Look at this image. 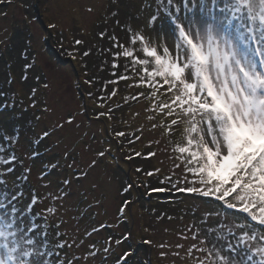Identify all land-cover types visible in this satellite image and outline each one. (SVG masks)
I'll return each mask as SVG.
<instances>
[{"label":"snow or ice","instance_id":"snow-or-ice-1","mask_svg":"<svg viewBox=\"0 0 264 264\" xmlns=\"http://www.w3.org/2000/svg\"><path fill=\"white\" fill-rule=\"evenodd\" d=\"M157 4L148 27L155 29L159 23V43L146 35L143 28L134 30L130 25L127 26V45L121 44L115 35L110 39L113 48L119 49L113 52L112 67H118L115 60L119 57L127 58L129 63L125 64V71L131 70L138 77L135 85L129 86L150 89L146 99L152 103L147 111L174 117L166 126L161 121L152 124V128L163 127L162 136H169L173 126L184 125L182 140L172 149L176 156L170 157L178 163L173 164L171 174L164 176L160 183H169V190L179 193L213 198L223 208L245 214L243 218L234 217L229 222L226 212L205 211L198 221L188 226L191 237L181 234L182 239L197 241L189 246L186 256L192 259V264H264V0H157ZM48 27L54 28L55 25L49 24ZM99 35L104 37L105 33ZM27 43L30 48L31 40ZM82 43L75 40L76 45ZM137 43L140 45L138 49L135 47ZM137 52L143 53V58ZM22 55L25 63L21 79L26 80L28 70L36 66V56L32 55L29 61L28 49ZM83 55L88 56L89 52L85 51ZM36 79L39 81L41 77L37 75ZM127 79L130 77L120 75L113 83ZM7 82L12 83L10 74ZM43 87H49L46 78ZM115 92L114 89L111 95ZM36 93L37 88H32L29 95L31 107L37 105ZM141 96L144 93L131 99L137 100ZM164 96L168 99H162ZM128 99L125 97L126 102ZM14 104L15 94L12 104L0 105V108ZM42 110L52 111L47 105ZM111 111L109 109V113ZM74 119L75 116H70L66 122L72 123ZM148 119L153 120L155 116ZM62 126L56 124V127ZM49 135L50 131L42 132L32 144L38 145ZM115 135L124 137L126 134L116 132ZM19 139L18 126L11 135L0 130V264H76L77 260L94 257L98 249L71 259L66 254L61 255L72 244L62 239L66 233L58 230L62 221L53 225L49 218L58 211L56 202L69 193L57 190L40 196L32 189L30 197L25 195L24 185L32 169L25 167L16 153ZM39 155L33 148L29 158ZM68 155L64 153L65 157ZM97 155L103 158L106 151H99ZM140 155V152L135 153V156ZM154 155L155 152L147 153L148 157ZM127 159L131 160L132 156ZM18 164L23 169L19 174ZM96 164L97 160L93 159L88 167ZM59 167V161L47 164L38 179L45 180L50 169ZM181 167L182 174L173 179L175 169ZM141 171L136 169L138 173ZM159 172L160 169H154L146 175L151 177ZM77 174V178L88 175L80 169ZM13 175L15 180L9 186L6 177ZM59 183L68 187L72 179L64 178ZM51 186L50 180L42 185L44 188ZM134 187H137L136 182H127L122 191L130 193ZM163 191L164 188H149L148 194ZM45 199L50 205L34 211ZM132 202L128 199L122 201L118 210L120 216ZM196 211L192 209L194 215ZM105 226L101 224L92 232ZM51 228L56 230L50 231ZM127 239L125 235L114 242L120 245ZM112 240L109 236L108 246L103 249L105 253L109 252ZM95 247L89 245L90 249ZM159 247L169 246L162 243ZM182 247L176 245V248ZM193 253L200 255L193 256ZM131 255V252H124L117 257L116 264H127ZM166 255V252L160 253L162 258Z\"/></svg>","mask_w":264,"mask_h":264},{"label":"rangeland","instance_id":"rangeland-1","mask_svg":"<svg viewBox=\"0 0 264 264\" xmlns=\"http://www.w3.org/2000/svg\"><path fill=\"white\" fill-rule=\"evenodd\" d=\"M157 7V0H0V42H2L0 43V93H4L0 95V105L12 104L13 94H15L12 112L5 110L4 107L0 108V130L11 135L14 129L19 127L20 139L16 145V153L24 162V166L32 169L35 187L41 194L38 195L43 196L57 190L69 193L63 200L56 202L58 211L50 218H57L58 213L63 216L64 219L61 218L63 228L72 234L71 258L85 256L86 252L82 248L86 249L92 244L99 250L94 257L77 260L76 264L103 262V253L100 251L108 246L106 243L108 237L103 239L106 235H112L113 238L109 252L116 246L114 241L125 235L131 237L130 242L135 244V238H139L142 234L138 232L141 218L147 220L148 225L156 232L153 240L158 238L160 244L169 246L162 248L161 251L166 252L167 255L163 258L160 256L163 259L160 264H192V259L188 258L186 253L189 246L197 241L190 238L182 239L181 234L191 237V232L187 231L188 226L198 221L205 211L226 212V208H223L219 202L216 207L219 210H217L203 201L173 194L175 190H169L171 188H166V192L160 195L148 194L149 188H157L161 178L171 174L173 164L178 161L170 159L175 156L163 141L165 137L162 133L165 129L152 128V124L156 123L157 119H148L153 115L147 111L149 105L144 88L130 87L129 85H135L134 80H130L127 84L121 81L113 83L117 81V76L113 75L115 71L112 69L103 73L98 70L95 74L92 73L94 76L92 87L82 81L81 75H84L86 66L83 63L85 60L83 46L100 44L105 40L100 41V33L97 34V32L106 31L108 34H114L120 42L127 45L129 43L127 26L130 25L134 30L143 28L146 35L159 43L157 36L160 30L159 23L155 29L148 27V21L155 14ZM89 8L92 10L88 11ZM46 22L60 25L64 31L63 35L53 36ZM77 39L83 42L81 46L75 44ZM29 40L32 42L30 48L27 43ZM136 46L140 47L139 43ZM25 49H28L29 61L32 55L36 56V66L28 70V78L22 80L25 63V56L22 53ZM68 53L73 55L70 56ZM9 74L12 78L10 84L7 82ZM37 75L41 77L39 81L36 79ZM45 78L49 83L47 89L43 87ZM32 88H37L36 107H31L29 99ZM114 89L115 95H111ZM138 93H144V96L137 100L131 99ZM125 97L129 98L127 102ZM45 105L52 111L44 112L42 109ZM26 107L29 108L26 109ZM109 109H112L111 113ZM100 112L111 115L113 126L109 124L106 127L101 120L97 119V114ZM70 116H75V119L72 123H67ZM36 117L40 119L37 120ZM126 122L130 123L129 127L125 124ZM58 123L63 126L56 127ZM118 126H122V132L125 134H129V131L134 133L135 139L140 137L136 139L135 146L139 150L144 149L145 154L155 152L154 158L141 161L133 158L124 160L122 153L127 148L125 143L131 141L129 137H125V140L122 139L125 143L117 146L116 159L114 143L116 144L117 139L111 136L109 130L112 127L116 130ZM138 129H142L141 132ZM44 131H50V135L45 138L46 141L40 147V144L33 145L32 141L37 134H42ZM150 141H152L151 144H149ZM127 145L130 147L133 143ZM33 148L49 150L43 156L31 159L29 156ZM99 151H106L102 160L96 157ZM65 152L69 153L68 157L64 156ZM70 156L72 160L67 161V158L71 159ZM93 159L97 160V164L89 168L88 165ZM56 161L63 163L64 168H68L66 165L68 162L87 172L88 175L72 179L68 187L59 186L57 178L60 175H53L45 180L38 179L42 168ZM137 168L142 171L136 172ZM152 169H160L163 174L147 176L146 173ZM21 171L23 169L18 164L17 174ZM182 171V167L175 169L176 176H180ZM57 173V170L52 172V174ZM12 177L15 179L14 175ZM49 180L52 181V186L42 187ZM127 182H136L137 187H134L130 193H123L122 188ZM28 188L29 186L25 184V194L30 197ZM124 198L133 202L125 211L127 222L122 224L117 207ZM42 204H45L47 208L50 201L45 199ZM88 204L94 205L93 208L98 213L97 219L91 222V228L103 220L109 223L114 232L100 233L97 236L85 235L88 231L86 227H82V224L87 222V218L82 215L87 210L89 213ZM193 208L197 209L195 215L192 212ZM233 218L232 215L228 216V221L230 222ZM81 241H83L82 245ZM124 244H128V241L126 240ZM177 244L183 247L176 248ZM77 245L80 246L77 247ZM143 248L137 253L143 260L149 261L152 255L151 249ZM176 252L179 253L178 256L173 255ZM198 255L200 254L193 253V256Z\"/></svg>","mask_w":264,"mask_h":264},{"label":"trees","instance_id":"trees-1","mask_svg":"<svg viewBox=\"0 0 264 264\" xmlns=\"http://www.w3.org/2000/svg\"><path fill=\"white\" fill-rule=\"evenodd\" d=\"M49 24H54L55 25V27L54 28H49V27H47L48 29H51V34L54 36H57L58 35V33H59V35H63L62 33H64V31H63V29L62 28H60V25H57V24H55V23H50V22H46V26H48ZM102 25V24H101ZM56 31V32H55ZM63 31V32H62ZM103 32H105V36L104 37H101V36H99V37H101V40L100 41H102L103 39H105L102 43H100V44H97V43H94V44H92V45H89V46H87V44H85V46H83V48L82 49H85V51H88L89 52V55L88 56H84V62L83 63H85V68H84V72H83V74L84 75H81L82 77V81L84 82V83H86V81H88V80H91L92 81V83L91 84H89V83H86V85H88V86H90V87H92L93 86V80H92V77H94L93 75H92V73L93 74H95V71L96 70H98L100 73H103V72H106V71H109V70H114L115 71V73H116V76L118 77V76H120V75H127V76H129L130 77V79H127V80H119V81H121V82H123V83H129L130 82V80H134L135 82L137 81V79H138V77L131 71V70H129L128 72H126L125 71V64L126 63H129V60L127 59V58H124V57H119L118 59H116L115 60V62L117 63V65H118V67L117 68H113L112 67V64H113V52H116V51H119V49H117V48H113V41L110 39V37L111 36H113L114 34H108V33H106V31H103ZM111 32V31H110ZM98 33H101V31L100 32H97V34ZM112 33V32H111ZM98 36V35H97ZM120 42V41H119ZM121 44H124L123 42H120ZM57 44V43H56ZM79 46H81V44L79 45ZM57 47H58V44H57ZM59 48H60V46H59ZM136 48L138 49L139 48V46H136ZM109 50H111V51H109ZM140 52H137L136 54L138 55ZM139 56H141V57H143V53H141V54H139ZM139 70V68L137 67V71ZM98 72V73H99ZM96 76V75H95ZM85 78H87V80H85ZM96 78V77H95ZM143 88H144V91H145V93H146V96H145V98L147 97V95H148V93H149V91H150V89H148L147 87H144V86H142ZM16 92H17V89H16ZM162 99H164V100H167L168 99V97L167 96H164V97H162ZM148 100V105H149V107L148 108H150L151 107V103H152V101L151 100H149V99H147ZM121 104H122V102H120ZM5 108V110H7V111H9V112H12L13 110H14V107L12 106V107H4ZM27 108H29V107H26V109ZM104 113H106V115H104V116H98L97 115V119L98 120H101L102 122H103V124L104 125H106V127L110 124V125H112L113 126V121H112V118L111 119H109V113H107V112H104ZM152 113V115L153 116H155V119H157V120H155V124H159L161 121H164V123H165V126L167 125V124H169L170 123V120L172 119V118H174V117H167L166 115H164V114H156V113H153V112H151ZM111 116V115H110ZM125 116V115H124ZM126 125H127V127H129L130 126V123L129 122H126L125 123ZM126 125H124L125 127H126ZM126 127V128H127ZM183 127H184V125L183 124H180V125H176V126H173V131H172V134L171 135H169V136H164L165 137V140L163 139V141L165 142V144L170 148V150H171V152H172V154L174 155V156H176V153L175 152H173L172 151V149H173V147H174V144L175 143H177V142H181V140H182V132H183ZM114 128L112 127L110 130H109V133H111V136H114L115 135V133L116 132H122L123 130H122V126H118V127H116L115 129L116 130H113ZM127 130V129H126ZM138 131L139 132H141V129H138ZM127 132V131H126ZM41 134H37V136H36V138L34 139V140H36L39 136H40ZM114 137H116V144L114 143V146H115V148H116V150H115V154H114V156L116 157V159H117V146H119L121 143H125V142H123V140H125V137H129V139H131V141H133L132 143H133V145H131L130 147H129V145H127V144H130L129 142L128 143H125L126 144V150L122 153L123 155V157L126 155L127 157L128 156H132V158L133 159H139L140 161L141 160H144V157H148L147 156V154H145V152H144V149H141V150H139V148H137L135 145H136V142H137V140L134 138L135 136H134V133H131L130 131H129V134H126V136H124V137H117L116 135L114 136ZM105 139V138H104ZM123 139V140H122ZM44 141H46V139H43L39 144V147L42 145V143L44 142ZM169 141H172V143H169ZM45 148H48V147H45ZM49 149H41V150H36L37 152H39L40 153V155L39 156H37V157H35V158H39L40 156H43L44 155V153L45 152H47ZM136 152H140L141 153V155L140 156H135V153ZM63 154V153H62ZM155 156V155H154ZM154 156L153 157H149L148 159H146V160H151L152 158H154ZM96 157H98V155H96ZM70 158L71 159H69V158H67V161L68 160H72V156H70ZM98 158H100V157H98ZM64 159H66L65 157H64ZM101 160H102V158H100ZM125 159V158H124ZM111 161V160H110ZM116 162H117V160H115ZM119 161V160H118ZM57 162V161H56ZM111 163H112V161H111ZM59 165L61 166V167H63V168H57V169H50L49 170V175L47 176L48 178H50V177H52L53 175H60V177H58L57 178V183H59L62 179H64V178H71V179H79V178H77V169L78 168H76V167H71V168H69L68 167V165H70L68 162H67V167L68 168H64V165H63V163H61L60 161H59ZM46 166V165H45ZM114 166H116V164H114ZM45 168H42V170H41V172L44 170ZM118 169H123V168H118ZM58 171V173L57 174H52V172H54V171ZM152 170H154V169H152ZM156 173H154V175H155ZM163 173L160 171L159 173H157V175H162ZM177 176H174L173 177V179H175ZM164 178V177H163ZM163 178H161V180L163 179ZM6 179L9 181V186H11L12 185V183H13V181L15 180L12 176H9V177H6ZM28 186H29V188H28V190H29V193L31 194V191H32V189H35L36 190V192H37V194H40L39 192H38V190L36 189V184H35V182H34V180H33V177H32V174L30 173L29 174V176H28V181H27V183H26ZM160 185L157 187V188H164V189H166V188H171V185L170 184H168L167 182H165V183H163V184H161V183H159ZM60 187L62 186L61 184L59 185ZM26 195V194H25ZM41 195V194H40ZM182 197H188V198H192V199H195V200H199V201H203L204 203H207L206 205H211V206H213V207H215L216 208V201L213 199V198H210V197H201V196H199V195H193V194H187V193H181L180 194ZM125 199H128V198H124L123 200H125ZM122 200V201H123ZM129 200V199H128ZM122 203V202H121ZM88 206H89V213H88V210L82 215L83 217H85V218H87V222H84L83 224H82V227L84 226V227H86L87 228V231H88V233H92L90 236H97V235H99L100 233H102V234H104V233H111V232H114L112 229H111V227H110V225H109V223H107V222H105V221H101L100 223H98L96 226H94L93 228H91V222L93 221V219H97V210L96 209H94L93 208V206L94 205H92V204H88ZM121 206V204L117 207V212H118V209H119V207ZM43 209H45V204H38L37 206H36V208L34 209V211H41V210H43ZM92 209V210H91ZM78 211V210H77ZM125 211H126V209H125ZM118 214H119V212H118ZM164 216V215H163ZM61 218H63V216H61L59 213L57 214V218H49V223L50 224H53V225H55L56 223H59L60 221H62V219ZM64 219V218H63ZM119 219L120 220H122V224H124V223H126L127 222V217L125 216V214L123 215V216H120L119 217ZM141 225H139V228H138V232L139 233H142L141 234V236L139 237V238H135L136 239V242H135V244L134 243H131L130 242V240H131V237H129L128 235V239H127V241H128V244H124L125 243V241L124 242H122L120 245H116V246H114L113 247V250H111L110 252H108V253H105L104 251H103V249L100 251V253H103V259H102V261L103 262H99L98 264H116V260H117V257L118 256H121V255H123V253L124 252H126V251H128V252H131L132 253V255L128 258V260H127V264H137V263H142V264H149V261L151 262V264H160V263H162L161 261H163V259H161V257H160V253L161 252H163V251H161L162 250V248L161 247H159V245H160V243H159V239L158 238H155V240H153V238H154V234L156 235V232H154V230L148 225V221L147 220H145V219H142L141 218ZM160 219H157V221H159ZM156 221V222H157ZM163 221H166V220H163ZM159 222H162V220H160ZM101 224H104V225H106L104 228H102V229H100L99 231H97V232H92V229H94V228H99V226L101 225ZM145 229H147V231L145 230ZM162 228H160V230H161ZM56 229H54V228H51L50 229V231H55ZM60 232H62V233H66V236H64V237H62V239H66L67 240V242L69 243V244H71L70 243V239H71V236H72V234L70 233V231H67L66 229H64L63 228V224L62 223H60V227H59V229H58ZM88 236V235H87ZM110 236H112V235H110ZM152 236V237H151ZM109 238V236L108 235H106L103 239L105 240L106 238ZM108 238H107V241H108ZM118 239H121V238H118ZM151 241V243L150 244H148V243H143V241ZM100 244H101V242H99ZM111 244H112V242H111ZM143 247H147V248H149V250L151 251V257H150V260L149 261H147L146 259L145 260H143L142 258H140L139 257V253H137L138 251H142L144 248ZM83 250H85V252L87 253V250H90V251H96L98 248H95V249H90L89 247H87L86 249L85 248H82ZM72 252H73V249H71V248H65L64 250H63V252L61 253V255L63 256V255H65L66 254V256H67V258L68 259H71V255H72ZM98 253V252H97ZM153 253H154V255H153ZM77 262V261H76Z\"/></svg>","mask_w":264,"mask_h":264}]
</instances>
